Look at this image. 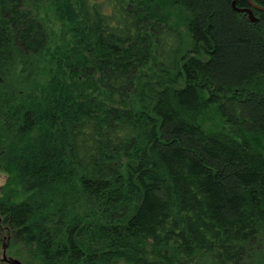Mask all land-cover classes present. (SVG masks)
Segmentation results:
<instances>
[{
	"label": "trees",
	"instance_id": "1",
	"mask_svg": "<svg viewBox=\"0 0 264 264\" xmlns=\"http://www.w3.org/2000/svg\"><path fill=\"white\" fill-rule=\"evenodd\" d=\"M253 1L0 0V213L14 256L264 264Z\"/></svg>",
	"mask_w": 264,
	"mask_h": 264
},
{
	"label": "rangeland",
	"instance_id": "2",
	"mask_svg": "<svg viewBox=\"0 0 264 264\" xmlns=\"http://www.w3.org/2000/svg\"><path fill=\"white\" fill-rule=\"evenodd\" d=\"M50 19L52 20L53 17H52V14L50 13ZM7 175L4 171H2L0 169V187L6 182L7 180ZM2 221V216H1V213H0V233L2 234V255L0 254V256H3V253L5 252V255L8 257V258H12V257H15L17 259H19L17 256H14L13 252L10 250V245H9V240L7 238H10L8 236H10L9 232L5 229V226H3V223L1 222ZM4 257V256H3ZM5 259V257H4ZM20 260V259H19ZM21 261V260H20ZM22 263V261H21ZM23 264V263H22Z\"/></svg>",
	"mask_w": 264,
	"mask_h": 264
},
{
	"label": "water",
	"instance_id": "3",
	"mask_svg": "<svg viewBox=\"0 0 264 264\" xmlns=\"http://www.w3.org/2000/svg\"><path fill=\"white\" fill-rule=\"evenodd\" d=\"M251 3L252 5H254V1L251 0ZM243 11H246V12H249V15H250V18L252 20H255L254 18V15H253V11H251V9L247 8ZM3 256L5 257V261L9 262L10 264H22L21 261L15 257H12V258H8L6 255H5V252L3 253Z\"/></svg>",
	"mask_w": 264,
	"mask_h": 264
}]
</instances>
